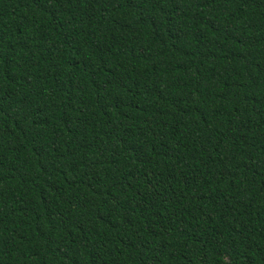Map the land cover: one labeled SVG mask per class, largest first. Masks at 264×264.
Here are the masks:
<instances>
[{
    "label": "trees",
    "instance_id": "16d2710c",
    "mask_svg": "<svg viewBox=\"0 0 264 264\" xmlns=\"http://www.w3.org/2000/svg\"><path fill=\"white\" fill-rule=\"evenodd\" d=\"M0 264H264V0H0Z\"/></svg>",
    "mask_w": 264,
    "mask_h": 264
}]
</instances>
